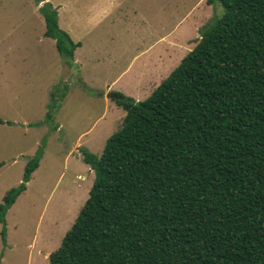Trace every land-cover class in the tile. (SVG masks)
<instances>
[{
    "label": "trees",
    "instance_id": "obj_1",
    "mask_svg": "<svg viewBox=\"0 0 264 264\" xmlns=\"http://www.w3.org/2000/svg\"><path fill=\"white\" fill-rule=\"evenodd\" d=\"M207 3L224 12L194 49L145 100L113 98L122 127L101 155L82 149L94 183L50 264H264V0ZM41 11L72 65L81 43L51 3Z\"/></svg>",
    "mask_w": 264,
    "mask_h": 264
},
{
    "label": "rangeland",
    "instance_id": "obj_2",
    "mask_svg": "<svg viewBox=\"0 0 264 264\" xmlns=\"http://www.w3.org/2000/svg\"><path fill=\"white\" fill-rule=\"evenodd\" d=\"M46 2L81 43L72 65L45 35ZM223 12L207 0H0V203L41 154L0 223V264H50L94 183L82 149L101 155L126 115L106 93L148 98Z\"/></svg>",
    "mask_w": 264,
    "mask_h": 264
},
{
    "label": "crops",
    "instance_id": "obj_3",
    "mask_svg": "<svg viewBox=\"0 0 264 264\" xmlns=\"http://www.w3.org/2000/svg\"><path fill=\"white\" fill-rule=\"evenodd\" d=\"M210 5V4H209ZM80 47V46H79ZM78 47V48H79ZM77 48V49H78ZM76 49V50H77ZM75 53H76V51H75ZM163 53H165V54H162L161 52H159L158 53V55L155 57V61L153 62V64H151L153 67H155L156 69H158L157 71H159V72H161L162 70H163V68L167 65V63H168V59H169V57H168V54H169V50H165ZM168 58V59H167ZM156 71V72H157ZM168 77V76H167ZM110 88H111V86H109L108 87V90H110ZM155 90V89H154ZM153 90V91H154ZM109 94H110V92H107L106 93V97L107 98H109V99H111V100H113L114 102H115V100L113 99V98H111L110 96H109ZM152 94V93H151ZM150 94V95H151ZM138 100V99H137ZM117 106H119V107H121L120 105H118L117 104ZM79 177L80 178H84L83 176H81V175H79Z\"/></svg>",
    "mask_w": 264,
    "mask_h": 264
},
{
    "label": "water",
    "instance_id": "obj_4",
    "mask_svg": "<svg viewBox=\"0 0 264 264\" xmlns=\"http://www.w3.org/2000/svg\"><path fill=\"white\" fill-rule=\"evenodd\" d=\"M109 96L111 98H115V99H122L123 98V96L119 93H110Z\"/></svg>",
    "mask_w": 264,
    "mask_h": 264
}]
</instances>
